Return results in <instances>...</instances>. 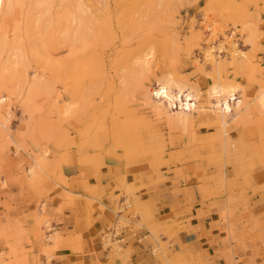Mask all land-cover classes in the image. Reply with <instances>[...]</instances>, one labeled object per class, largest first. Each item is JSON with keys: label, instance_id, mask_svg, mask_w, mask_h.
Here are the masks:
<instances>
[{"label": "rangeland", "instance_id": "374dc122", "mask_svg": "<svg viewBox=\"0 0 264 264\" xmlns=\"http://www.w3.org/2000/svg\"><path fill=\"white\" fill-rule=\"evenodd\" d=\"M8 1L0 0V264H43V244L47 264L63 247L83 256V236L73 240L57 225L77 199L74 185H98L85 190L102 199L104 180L161 197L139 212L157 221L149 228L159 264L202 262L171 253L173 220L197 205L216 208L233 241L261 229L264 211L252 199L264 193V111L255 100L264 86V0H54L52 14L44 0ZM167 77L197 95L194 110L156 96ZM218 81L236 86L226 127L212 95ZM27 167L32 176L45 172L30 183ZM132 204L131 195L121 204L118 197L121 216L103 229L125 233L127 215L138 214ZM96 239L104 242L100 231ZM126 243L109 242L105 264Z\"/></svg>", "mask_w": 264, "mask_h": 264}, {"label": "crops", "instance_id": "0c3cea01", "mask_svg": "<svg viewBox=\"0 0 264 264\" xmlns=\"http://www.w3.org/2000/svg\"><path fill=\"white\" fill-rule=\"evenodd\" d=\"M34 157L31 155L32 159ZM49 166L47 163L46 171ZM28 169L29 167L26 168L25 172L30 183L38 182L42 172H45L39 171L37 175L32 176L29 175ZM132 183L133 179L127 178L126 184ZM103 184L99 185L104 192L102 199L92 197L85 190L87 186L93 187L98 185L73 186V191L70 192L77 196V199H75L73 205L65 206L64 213L61 216L62 221L57 227L63 232H73V240H76L79 235H82L86 240V244L83 246L85 254L80 256L70 246L63 247L57 250L59 258L52 264H97L98 261L105 264L108 260V253L104 250L100 239L92 241L91 238L96 237L97 233L104 227H107L111 222L119 219L121 216L119 213L121 212H115L117 198L120 197L121 204L130 195L133 202L130 207H133L134 211H137L138 214L129 213L127 215L130 226L123 233L124 237L127 238V243L124 250L120 253V256H115V264H159V260L153 254L154 249L151 239H155V236L149 228V226L156 224L157 221L145 219L139 214V212H144L145 204L152 205V202H155L158 206L157 199L159 197L157 193L149 192V189L145 188L137 190L142 185H115L114 182L106 185L107 182L105 180ZM63 189L67 190L66 187H63ZM14 191L16 190L14 189ZM159 200H162L161 197ZM21 201H17V205L21 209L26 210L27 206ZM252 203L257 205L256 212L264 211V193L262 192V194L255 196L252 199ZM56 205H59V202ZM100 205L104 206L103 210L100 208ZM43 209L44 205L40 208V212ZM2 210L3 206L0 205V212ZM167 212L169 213L170 211L167 210ZM167 212H162L161 210L159 215L163 216ZM1 221L4 222L5 220L3 219ZM261 221L262 227L257 232H251L244 240L238 234V241H233L229 233L231 227L228 223L224 222V218L217 209L210 207L208 204L197 205L191 213L181 215L173 220L177 232L174 237L171 253L173 255L177 253H193L202 259L200 264H264V220L261 219ZM43 231V234L40 232L41 240H48L49 236L46 235L45 230ZM114 244L116 245L117 243L114 242ZM75 246L76 244L72 245V247ZM119 248L120 246L118 245L117 250ZM48 250L46 244H43L41 247L37 246L36 253H39L40 262L43 264H47L48 262L45 258L46 255L40 252L48 253ZM211 259L212 263L209 261Z\"/></svg>", "mask_w": 264, "mask_h": 264}, {"label": "bare ground", "instance_id": "6f19581e", "mask_svg": "<svg viewBox=\"0 0 264 264\" xmlns=\"http://www.w3.org/2000/svg\"><path fill=\"white\" fill-rule=\"evenodd\" d=\"M15 1H17V0H15ZM12 2H14V1L9 0L8 1L9 5ZM44 2L46 3V4L45 3L44 4L47 5V7H48L47 9H49L50 13H51V9H52L51 4H53L54 0H44ZM79 9L81 11H84L83 10V2L79 3ZM49 10H48V13H49ZM78 32H80V31H78ZM79 34L81 37L84 36V32H82V31ZM226 43H227V46H229L231 48V50L236 49L235 42L232 39H230L229 41H226ZM37 48H36V50H37ZM214 48L215 47L211 45L206 50V58L209 61L213 60L214 55H213L212 50ZM224 49L225 48L222 45L218 48V51L224 50ZM35 52L38 54L40 52V49L35 51ZM150 55H151V52H148L147 54H145L144 56L141 57L142 69H147L149 67L150 57H151ZM20 59H21L20 53L18 54L17 51L13 52L12 65H15V66L18 65L20 63V61H19ZM188 87L189 86H186L183 83H180L175 78L167 77V78H165V80H163V81L160 80L158 82V86L156 87L154 93L156 94L157 97L164 98L168 102L169 106L172 109H178V110H181L182 112L186 113V112H190V111L194 110L197 107L196 101L198 98L197 95H195L192 92V90H190ZM235 89H236V86L231 85V84H227V83H222L220 81H218L213 87L212 95L216 98V101H215L216 110L219 112V116L221 118L220 121L222 123V126H224V127H226V125L228 124V115L231 112H233L234 101L236 98ZM255 100H256L259 108L264 111V86H262L258 90V92L255 96ZM46 154H47V152H45V155ZM43 155H44V153H43Z\"/></svg>", "mask_w": 264, "mask_h": 264}, {"label": "built area", "instance_id": "2783aa9c", "mask_svg": "<svg viewBox=\"0 0 264 264\" xmlns=\"http://www.w3.org/2000/svg\"><path fill=\"white\" fill-rule=\"evenodd\" d=\"M121 212V211H120ZM119 227L116 225L114 228L111 229H102L100 232L102 234V239H104V242H102L103 248L108 253V259H109V253L111 246L108 245L109 242L111 243H123L125 241L124 232L119 231ZM106 246V248H105Z\"/></svg>", "mask_w": 264, "mask_h": 264}]
</instances>
